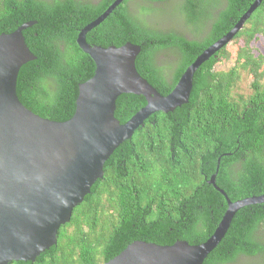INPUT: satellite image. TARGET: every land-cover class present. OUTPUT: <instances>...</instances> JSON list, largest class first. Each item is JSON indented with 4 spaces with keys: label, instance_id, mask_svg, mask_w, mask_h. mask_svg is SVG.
<instances>
[{
    "label": "trees",
    "instance_id": "16d2710c",
    "mask_svg": "<svg viewBox=\"0 0 264 264\" xmlns=\"http://www.w3.org/2000/svg\"><path fill=\"white\" fill-rule=\"evenodd\" d=\"M113 1L0 0V35L35 22L22 31L35 59L20 67L16 81V95L26 109L54 122L72 117L78 84L95 70L76 44L77 35ZM131 1L124 0L91 29L86 42L104 48L140 46L136 71L165 96L255 0H142L147 6L140 12L130 8ZM165 2L175 12L169 18L180 17L194 39L185 38L182 29H160L144 19L154 10L151 4ZM258 39H264V0L233 44L196 70L188 102L151 115L113 151L102 178L58 229L56 244L34 261L8 264H104L136 241L201 244L227 207L207 184L214 174L216 186L232 202L263 195L264 55L252 48ZM165 56L171 62L164 67L159 58ZM144 105L142 96L122 94L114 116L123 124ZM241 258L264 264V203L238 209L203 264H240Z\"/></svg>",
    "mask_w": 264,
    "mask_h": 264
},
{
    "label": "water",
    "instance_id": "95a60500",
    "mask_svg": "<svg viewBox=\"0 0 264 264\" xmlns=\"http://www.w3.org/2000/svg\"><path fill=\"white\" fill-rule=\"evenodd\" d=\"M123 1L114 0L77 35L76 44L95 70L89 80L78 84L74 114L65 122L35 115L16 95L20 67L35 59L22 31L35 22L0 35V264L34 261L56 244L58 229L69 222L73 209L102 178L104 163L113 151L151 115L188 102L196 70L234 38L262 0H255L228 33L204 49L165 96L136 71L140 46L126 43L104 48L86 42V34ZM122 94L140 95L145 105L120 124L114 111ZM214 178L215 174L207 184L223 196L227 207L206 241L197 245L177 241L170 246L136 241L104 264H203L235 212L264 203V194L232 202Z\"/></svg>",
    "mask_w": 264,
    "mask_h": 264
},
{
    "label": "rangeland",
    "instance_id": "374dc122",
    "mask_svg": "<svg viewBox=\"0 0 264 264\" xmlns=\"http://www.w3.org/2000/svg\"><path fill=\"white\" fill-rule=\"evenodd\" d=\"M178 1V0H177ZM141 6H147L146 3H144L142 0H132L130 2V8L133 10V11H136V12H140L139 8ZM150 9H154L152 11H149L150 13V17L147 18L148 15H146L144 17V19L147 21L154 24L155 27H158L160 29H166V28H177V29H182V32L184 33V36L185 38L187 39H194V37L192 38V35L189 34L190 31H188L189 29L187 30H184V27H185V24L183 22V20L179 17V18H175V19H172V18H169L172 14H174L175 12L171 9H173L171 7V5L169 3H164V4H161V5H158V4H151L150 5ZM157 9V11H156ZM154 11H156L154 13ZM154 13V14H152ZM215 14V13H214ZM212 19L207 21V22H204L202 25L203 27H208L211 23ZM206 29V28H204ZM191 33L194 34L193 31H191ZM229 44H233L232 43H229ZM252 48L255 50V53L258 51L260 54L264 55V39H258L256 40L253 44H252ZM159 61L161 62V65L162 66H166L167 63H170V57H160L159 58ZM256 260H248V259H243L241 258L240 259V264H254Z\"/></svg>",
    "mask_w": 264,
    "mask_h": 264
}]
</instances>
